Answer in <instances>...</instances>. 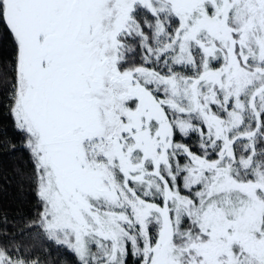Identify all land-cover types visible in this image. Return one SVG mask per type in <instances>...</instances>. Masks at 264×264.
<instances>
[{
    "label": "snow or ice",
    "instance_id": "1",
    "mask_svg": "<svg viewBox=\"0 0 264 264\" xmlns=\"http://www.w3.org/2000/svg\"><path fill=\"white\" fill-rule=\"evenodd\" d=\"M17 156L0 264H264V0H0Z\"/></svg>",
    "mask_w": 264,
    "mask_h": 264
},
{
    "label": "trees",
    "instance_id": "2",
    "mask_svg": "<svg viewBox=\"0 0 264 264\" xmlns=\"http://www.w3.org/2000/svg\"><path fill=\"white\" fill-rule=\"evenodd\" d=\"M0 169H8L10 174L17 169H23L24 174L28 171L26 160L19 156L11 159H0ZM20 185L23 186L21 187ZM29 200L30 190L27 186V181L21 175L12 185V190L7 193V199L0 197V204L6 209H10V214L17 212L24 214L31 211L33 207Z\"/></svg>",
    "mask_w": 264,
    "mask_h": 264
}]
</instances>
